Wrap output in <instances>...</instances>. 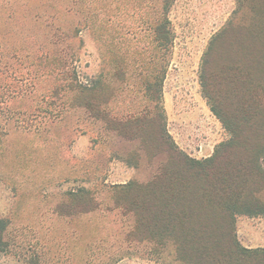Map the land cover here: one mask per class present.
<instances>
[{
    "label": "rangeland",
    "instance_id": "obj_1",
    "mask_svg": "<svg viewBox=\"0 0 264 264\" xmlns=\"http://www.w3.org/2000/svg\"><path fill=\"white\" fill-rule=\"evenodd\" d=\"M258 24L247 59L217 44L204 62L228 25ZM216 112L249 115L244 148ZM263 126L264 0H0V264H183L115 186L173 173L170 144L217 173L249 157L263 204Z\"/></svg>",
    "mask_w": 264,
    "mask_h": 264
},
{
    "label": "trees",
    "instance_id": "obj_2",
    "mask_svg": "<svg viewBox=\"0 0 264 264\" xmlns=\"http://www.w3.org/2000/svg\"><path fill=\"white\" fill-rule=\"evenodd\" d=\"M260 28L261 24L246 30L234 29L228 25L213 37L204 62L210 60L218 51L217 44L222 47L225 44L236 46V65L239 60L247 59L243 52L250 41L261 38ZM257 53H254L253 57L257 58L261 51ZM243 70V67H235L241 82ZM74 83L69 85V91L84 97L85 87ZM83 103L82 100L81 104ZM216 115L232 134L234 146L237 147L239 142L244 148L248 140L242 126L248 121L249 115H242L240 125L236 127L231 119L218 112ZM257 131V135H264V126L257 128ZM168 147V162L169 166L174 168L173 173L168 167L165 174L149 184L139 186L130 183L126 186H115L114 202L119 205L122 195L131 196L130 191L137 189L136 197H128V200L135 206L133 211L139 225L138 232L146 237L144 240L172 241L177 259L183 264H257L264 250L244 248L236 232L238 216L264 217V203H259V199L255 197L261 192V188L248 191L242 188V181H239L245 178L246 172L258 174L254 162L247 157L230 172H226V168H218L217 173L214 171V159L199 163L176 154L170 144ZM257 150V155L264 153V145H260ZM194 190H198V195ZM191 192L194 194L190 195Z\"/></svg>",
    "mask_w": 264,
    "mask_h": 264
},
{
    "label": "crops",
    "instance_id": "obj_3",
    "mask_svg": "<svg viewBox=\"0 0 264 264\" xmlns=\"http://www.w3.org/2000/svg\"><path fill=\"white\" fill-rule=\"evenodd\" d=\"M237 235L244 248L264 250V217H240Z\"/></svg>",
    "mask_w": 264,
    "mask_h": 264
}]
</instances>
